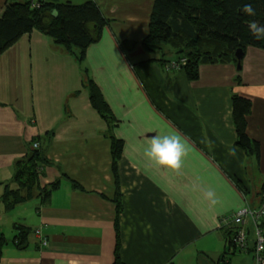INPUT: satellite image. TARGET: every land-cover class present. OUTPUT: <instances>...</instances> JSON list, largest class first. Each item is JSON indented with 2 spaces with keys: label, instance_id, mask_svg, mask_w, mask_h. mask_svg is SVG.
I'll list each match as a JSON object with an SVG mask.
<instances>
[{
  "label": "crops",
  "instance_id": "1",
  "mask_svg": "<svg viewBox=\"0 0 264 264\" xmlns=\"http://www.w3.org/2000/svg\"><path fill=\"white\" fill-rule=\"evenodd\" d=\"M6 1L0 0V14ZM94 1L109 23L82 62L37 29L0 53V196L34 142L48 161L40 184L59 181L45 202L33 197L5 210L0 200V236L9 241L15 223L30 229L24 246H3L0 264H115L117 187L123 264H200L202 258L255 264L251 220L243 224L248 249H230L225 257L224 229L231 225L220 220L257 208L264 191V50L247 47L239 69L231 62L201 64L198 78L189 80L141 43L153 0ZM88 78L115 117L110 128L90 104ZM235 94L251 101L246 133L259 142L258 158L236 144ZM173 133L190 145L179 172L144 155L152 136ZM110 136L122 141L116 179Z\"/></svg>",
  "mask_w": 264,
  "mask_h": 264
},
{
  "label": "trees",
  "instance_id": "2",
  "mask_svg": "<svg viewBox=\"0 0 264 264\" xmlns=\"http://www.w3.org/2000/svg\"><path fill=\"white\" fill-rule=\"evenodd\" d=\"M249 3L255 10L254 16L242 11L244 5ZM251 22L264 25V0H153L148 31L141 43L146 51L159 54V62H179L180 69L184 70L187 78L196 80L201 64H236L234 53L237 49L245 52V49L251 46L264 50V40L255 39L249 31ZM108 23L109 19L105 18L94 0L81 4L47 0L41 2L38 7H31L30 0H7L0 14V53L22 34L37 29L63 46L78 62H82L86 48L100 39L102 28ZM167 45L172 48L174 58H169L170 51L164 49ZM181 59H185V62L182 63ZM85 87L92 108L110 128L116 120L99 87L90 78L87 79ZM231 104L232 120L237 134L236 144L258 158L259 142L251 139L246 133L251 101L235 94L231 97ZM109 132L111 133V130ZM110 143L111 167L116 179V165L121 155L122 141L110 136ZM47 162L45 155L38 148H34L25 159L16 162L12 180L4 184V191L0 196L5 210H10L33 197H39L43 202L49 198L52 191L58 187L59 181H51L43 186L40 184L43 165ZM64 177L67 178L65 175ZM70 182L72 186L79 187L77 182ZM11 183L13 185H10ZM116 189L114 262L123 264L119 253L121 242L118 226L122 206L118 187ZM259 224L264 226V217ZM226 228V246L222 257H225L230 249L232 252L239 251L233 241V230ZM29 234L28 227L15 223L14 233L9 241L3 235L0 236V257L7 242L22 247ZM221 259L226 263L225 258Z\"/></svg>",
  "mask_w": 264,
  "mask_h": 264
},
{
  "label": "clouds",
  "instance_id": "3",
  "mask_svg": "<svg viewBox=\"0 0 264 264\" xmlns=\"http://www.w3.org/2000/svg\"><path fill=\"white\" fill-rule=\"evenodd\" d=\"M242 11L249 16H254L256 14L250 3L245 4ZM249 31L255 39L264 40V25L251 22L249 24ZM189 150L190 145L188 141L180 133L157 134L152 136L150 143L144 150V155L148 161L156 167L179 172ZM235 154L236 150L234 148L230 149L229 155ZM214 196V190L210 189L207 191L208 198ZM212 203H216V200L213 199Z\"/></svg>",
  "mask_w": 264,
  "mask_h": 264
},
{
  "label": "built area",
  "instance_id": "4",
  "mask_svg": "<svg viewBox=\"0 0 264 264\" xmlns=\"http://www.w3.org/2000/svg\"><path fill=\"white\" fill-rule=\"evenodd\" d=\"M47 0H30L31 7H38L41 2ZM184 63L185 59H181ZM181 64L176 61H169L166 67L169 69H180ZM33 148H38V143L32 144ZM260 204L257 208L242 207L230 215L221 218V223L231 225L233 230V241L240 251L248 249L247 231L243 227L244 219H250L254 227L253 255L255 264H264V226H261V218L264 217V191L261 194ZM33 233L39 238L41 246H47V239L43 236L40 228H35Z\"/></svg>",
  "mask_w": 264,
  "mask_h": 264
},
{
  "label": "water",
  "instance_id": "5",
  "mask_svg": "<svg viewBox=\"0 0 264 264\" xmlns=\"http://www.w3.org/2000/svg\"><path fill=\"white\" fill-rule=\"evenodd\" d=\"M244 52L242 49H237L234 53V57L236 59V68L241 67V60L243 58ZM200 264H213L207 258H202Z\"/></svg>",
  "mask_w": 264,
  "mask_h": 264
},
{
  "label": "rangeland",
  "instance_id": "6",
  "mask_svg": "<svg viewBox=\"0 0 264 264\" xmlns=\"http://www.w3.org/2000/svg\"><path fill=\"white\" fill-rule=\"evenodd\" d=\"M17 1H18V0H17ZM24 1H25V0H24ZM149 10H150V6H148V11H149ZM144 34H145V33H144ZM144 34H143V36L146 35V34H145V35H144ZM139 35H141V34L136 35L133 39H137V40H139V39H140V38H139ZM143 36H142V37H143ZM143 38H144V37H143ZM143 38H142V39H143ZM142 39H141V41H142ZM164 49L167 50V51H170V53L168 54L169 58H174V57H175L174 53L172 52L173 50H172V48H171L170 46L167 45V46L164 47ZM158 56H159V54H158ZM5 233H6L7 237H8V236H9V231H8V232H5Z\"/></svg>",
  "mask_w": 264,
  "mask_h": 264
}]
</instances>
